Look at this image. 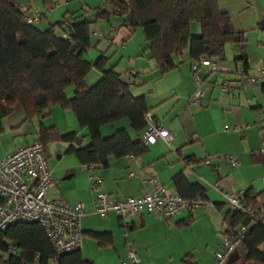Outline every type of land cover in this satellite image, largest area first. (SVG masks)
<instances>
[{"label":"crops","instance_id":"1","mask_svg":"<svg viewBox=\"0 0 264 264\" xmlns=\"http://www.w3.org/2000/svg\"><path fill=\"white\" fill-rule=\"evenodd\" d=\"M53 1L54 6L45 14L43 0H20L19 5L21 11L42 14L36 25L39 29L80 13L89 20L87 14L98 6V0ZM218 6L229 15L234 30L244 33L246 42L241 46H227L226 60L219 61V70L212 73L187 60L179 68L163 74L147 57L142 31L130 32L122 21L114 23L112 17L91 26L92 49L84 54V59L95 67L102 55L99 49L102 42L108 48H121V52H115L119 56L116 62L107 63V60L104 69L115 66L129 83V94L145 97L147 125L160 121L172 134L170 141L159 138L147 145L144 154L112 156L106 167L94 164L85 168L72 149L89 144L85 136L87 129L80 127L72 111L55 106L43 116L28 121L22 109L15 106L0 122V159L21 145L37 140L42 127L54 128L60 134L75 131L79 136L73 142L49 140L44 146L54 184L48 189L49 196L73 208L83 204L80 264H130V245L140 264H211L213 250L225 231V214L230 209L226 195L238 194L247 188L254 193L264 189V74L260 72L264 68V28L260 27L264 22V0H218ZM93 51H97L94 58L89 57ZM244 60L246 73L255 79L253 82L243 78L235 80L234 69L242 66ZM120 65L122 69L118 68ZM148 70L149 73L145 72ZM88 75L85 82L90 86L100 80L102 73L98 71L90 78ZM195 76L201 80L208 105L204 109L191 106L183 111L195 91ZM230 79L237 86L230 94L216 88L217 83ZM71 91L67 89L68 97L73 96ZM118 128L126 129L132 140L137 138L126 118L112 126L104 125L101 134L108 137ZM216 154L236 155L239 164L231 167L223 159L214 158ZM207 158L210 164L205 163ZM94 177L99 180L95 186L91 182ZM149 179H158L170 192L187 198L203 192L211 205L172 219L142 213L129 219L127 229L114 212L105 215L95 212L93 201L97 195L107 194L113 201L141 197L151 189L146 182ZM92 232L109 233L111 241L100 244L89 236ZM67 262L68 257L63 258L62 263ZM48 264H59V261L52 259Z\"/></svg>","mask_w":264,"mask_h":264},{"label":"trees","instance_id":"2","mask_svg":"<svg viewBox=\"0 0 264 264\" xmlns=\"http://www.w3.org/2000/svg\"><path fill=\"white\" fill-rule=\"evenodd\" d=\"M19 1L0 0V122L15 106L22 109L28 121L55 106L70 110L80 127L87 129L85 136L89 138L88 145L72 150L80 162L100 167H106L112 156L146 152L141 133L147 127L148 109L144 96L129 94V83L115 66L104 69L108 60L104 52L93 65L102 73L100 80L93 86L86 84L92 64L84 59V54L92 49V24L109 21L115 15L122 17V25L130 32L142 30L147 57L163 74L187 60L200 65L203 59L225 61L228 45L241 46L246 42L244 33L236 32L229 15L220 10L218 0H98L93 20L80 13L49 24L44 31L22 21ZM53 6V0H43V14ZM193 22H199L200 26L195 35L191 33ZM260 27L264 28V22ZM243 67L246 71L245 60ZM70 87L72 97L66 94ZM124 118L135 131V140L124 128L116 129L108 137L102 136L104 125ZM38 133L37 140L43 144L53 139L68 142L79 139L75 131L60 134L54 128L42 127ZM197 196L205 197L203 192L194 195ZM241 198L261 212L262 221H252L246 214L229 209L223 233L248 226L242 245L244 264H264V189L254 193L247 188ZM89 236L100 244L111 241L109 233L92 232ZM65 257H68L66 264L82 262L78 250L56 256L38 223H16L0 233V264H48L52 259L63 264Z\"/></svg>","mask_w":264,"mask_h":264},{"label":"built area","instance_id":"3","mask_svg":"<svg viewBox=\"0 0 264 264\" xmlns=\"http://www.w3.org/2000/svg\"><path fill=\"white\" fill-rule=\"evenodd\" d=\"M22 21L25 24H35L41 21V13L34 14L22 11ZM66 37L65 34L62 35ZM201 65L207 73L219 70V61L203 59ZM236 74L247 82L255 79L247 75L243 65H237ZM264 74V68L260 69ZM195 91L183 106L187 111L189 105L206 107L204 101L205 90L198 76L194 77ZM236 81H224L221 91L230 94L236 89ZM170 141L172 134L165 129L160 121H151L141 135L144 145L154 144L157 139ZM264 152V149L262 150ZM214 158L223 159L231 167L239 164L236 155L216 154ZM210 164V159H205ZM94 164H85V168L93 167ZM92 185L98 184L97 178L91 179ZM151 189L141 197H127L119 201H113L107 194H99L94 199V210L100 215L114 212L122 225L127 229L129 219L139 214L159 215L166 219L181 216L193 210L206 209L211 202L204 197L197 196L192 199L184 198L179 194L172 193L158 179H149ZM52 171L48 165L44 144L35 140L32 143L18 147L14 152L0 159V233L9 226L21 222L38 223L44 230L56 256H61L79 249L83 239L80 228V218L84 214L82 203L75 208L66 202L53 199L48 194V189L53 186ZM230 192L226 195V203L232 211H238L249 216L252 221L261 222L262 214L246 205L241 194ZM249 232V227L242 225L223 233L213 250L211 264H227L232 253L243 245V241ZM124 237L127 240L128 232L125 230ZM130 264H140L137 254L132 245L128 248ZM15 251V249L13 250Z\"/></svg>","mask_w":264,"mask_h":264},{"label":"rangeland","instance_id":"4","mask_svg":"<svg viewBox=\"0 0 264 264\" xmlns=\"http://www.w3.org/2000/svg\"><path fill=\"white\" fill-rule=\"evenodd\" d=\"M87 16H88L87 18H88L89 20H92V19L95 18V13H94V12H90V13L87 14ZM112 20H113L114 23H117V21H122V17L112 15ZM36 25H38V23H35V26H36ZM191 25L193 26V28H191V33H192L193 35L198 34V32H199V27H200V26H199V22H193ZM36 28H37V27H36ZM46 28H47V26H46ZM46 28L43 27L42 29H39V28H37V29L43 31V30H45ZM136 31H142V30L137 29ZM195 31H196V33H195ZM231 46H232L231 44L228 45V47H231ZM233 46H234V45H233ZM99 49L102 50V52H106L105 54L109 57L107 63H108L110 60H111L110 62L113 61V63H115L116 60H117V58L119 57V56L115 55V52H117V54H118L119 52H121V48H120V49H117L116 46H113V47L108 48L107 46H105L104 42L100 43V45H99ZM95 52H97V51H93V52H91V55H90L89 57L94 58V54H95ZM150 60H151V59H150ZM151 63H153L154 66H155V63H154V62H151ZM118 68H119V69H122V68H121V65L118 66ZM146 69H147V68H145V69H143V70H146ZM98 71H99V70L95 69V67H92L91 70H90L89 73H88V74H89L88 77L90 78V76H92V75L94 76V73H97ZM158 71H159V70H158ZM145 72H148V73H149L150 71L148 70V71H145ZM234 72H235V69H234ZM234 75H235V80L242 78L241 76H239L238 74H236V72L234 73ZM149 79H150V77H149ZM151 79H152V77H151ZM151 79H150V80H151ZM230 80H231V79H230ZM97 81H98V80H97ZM97 81H95V82L93 83V81L91 80V82H92L93 84L90 85V86H93L95 83H97ZM151 85H152V84H151ZM221 85H222V83H221V84L217 83L216 88H217V89L219 88V89L221 90ZM71 90H73L72 87H70V88L68 89L69 92H72ZM191 106L193 107L194 105H189V107H191ZM195 108H197V109H204V108L199 107V106H195ZM262 124H263V128H264V120H263ZM107 125H111V126H112V124H107ZM238 251H239L240 257H239V259H238L235 263H233V264H244V261H243V253H244V250L242 249V247H240V248L238 249ZM29 264H39V263H29Z\"/></svg>","mask_w":264,"mask_h":264},{"label":"water","instance_id":"5","mask_svg":"<svg viewBox=\"0 0 264 264\" xmlns=\"http://www.w3.org/2000/svg\"><path fill=\"white\" fill-rule=\"evenodd\" d=\"M240 257L239 251H235L234 253H232L227 261V264H232L234 263L236 260H238Z\"/></svg>","mask_w":264,"mask_h":264}]
</instances>
